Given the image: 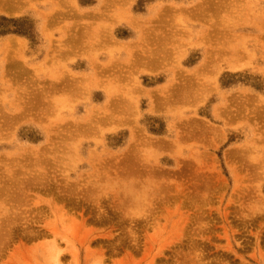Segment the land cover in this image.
<instances>
[{
  "label": "rangeland",
  "instance_id": "rangeland-1",
  "mask_svg": "<svg viewBox=\"0 0 264 264\" xmlns=\"http://www.w3.org/2000/svg\"><path fill=\"white\" fill-rule=\"evenodd\" d=\"M0 264H264V0H0Z\"/></svg>",
  "mask_w": 264,
  "mask_h": 264
},
{
  "label": "bare ground",
  "instance_id": "bare-ground-1",
  "mask_svg": "<svg viewBox=\"0 0 264 264\" xmlns=\"http://www.w3.org/2000/svg\"><path fill=\"white\" fill-rule=\"evenodd\" d=\"M7 11L5 12L6 14H9V15L13 14V11L12 12L11 11L10 12H7Z\"/></svg>",
  "mask_w": 264,
  "mask_h": 264
}]
</instances>
